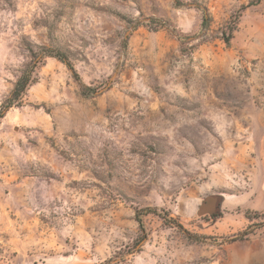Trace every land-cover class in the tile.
Instances as JSON below:
<instances>
[{
    "label": "rangeland",
    "instance_id": "374dc122",
    "mask_svg": "<svg viewBox=\"0 0 264 264\" xmlns=\"http://www.w3.org/2000/svg\"><path fill=\"white\" fill-rule=\"evenodd\" d=\"M42 47L75 72L0 121V264H264V0H0V106Z\"/></svg>",
    "mask_w": 264,
    "mask_h": 264
},
{
    "label": "trees",
    "instance_id": "16d2710c",
    "mask_svg": "<svg viewBox=\"0 0 264 264\" xmlns=\"http://www.w3.org/2000/svg\"><path fill=\"white\" fill-rule=\"evenodd\" d=\"M201 12L203 16V21H202L203 29L209 30L211 23H212V19H211V16L209 14L207 7H202ZM162 28L166 29L172 35H174L177 39L182 41V37L178 35L177 30L170 29L171 27H169V25H165V26L163 25ZM236 28H237L236 21H234V23L232 22L231 25H228L226 29L222 31L221 39L227 46L231 45V41L233 39V35H234V32L236 31ZM47 58H55L58 61L65 64L72 72H75V69L72 63L66 54L60 51H56V50L45 48V47L40 48L39 51L37 52L31 49L30 63L25 66V68L21 72V75L17 79L12 92L0 106V121L2 118H4L7 112H9V110H11L14 107L21 106L23 98L26 95L28 89L32 85L38 82L37 71L44 64ZM80 88L84 96H88L91 92H93L92 89H90L89 87H86L85 85H81ZM147 214H158V213L156 209H150V208L137 212L136 221L139 225L140 236L134 244V247L136 248V250H140L148 239V234H147L144 222H143V215H147ZM178 226L182 228L181 225H178ZM247 235L248 233H244L240 237L242 238Z\"/></svg>",
    "mask_w": 264,
    "mask_h": 264
}]
</instances>
